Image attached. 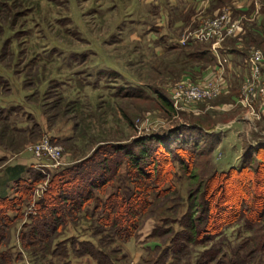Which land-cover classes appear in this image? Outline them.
Listing matches in <instances>:
<instances>
[{"label":"rangeland","instance_id":"rangeland-1","mask_svg":"<svg viewBox=\"0 0 264 264\" xmlns=\"http://www.w3.org/2000/svg\"><path fill=\"white\" fill-rule=\"evenodd\" d=\"M217 1V5L231 9L236 0ZM4 4L7 6L0 4V77L3 79L0 81V111L12 107L13 111L7 121L0 120V178L6 175L7 169L35 161L28 148L44 136L63 148L64 164L70 166L89 157L99 145L164 136L175 128L199 126L222 137L210 156L199 159L197 167L202 172L201 177L207 178L213 170L225 172L238 167L247 147L264 140L263 96L258 93L256 98L252 97L254 111L241 102L246 97L247 58L253 48L262 50L246 43L247 34L262 33L264 0L252 1L249 16H237L238 13L234 15L235 10L232 11V21L243 19V29L227 37L220 46V54L232 60L225 70L217 68L213 41L192 46L178 43L183 37L191 38L198 33L204 19L222 16L223 6L216 15L215 12L208 14L209 9H204L203 3L196 11L192 8L196 17L179 32L178 41L173 42L182 48L169 51L171 43L160 40L159 36L156 41L150 38L156 35L152 28L157 17L151 15L150 10H143L148 4L142 1L10 0L7 4L4 0ZM18 15L22 18L12 25ZM6 43L10 46L4 49ZM196 47L200 51L211 50L214 63L208 58L197 59L193 55ZM262 74L264 77V66ZM219 78L223 86L217 97L191 103L183 109L174 107L171 93L177 83L186 80L204 84ZM133 88L140 90L142 97L125 96ZM160 97L171 100L173 111L162 106ZM2 116L0 113V118ZM43 164L51 165L45 161ZM45 167L50 175L59 171ZM253 175H249L252 184L247 192L249 203L253 202L255 194L264 193V175ZM48 181L49 178L36 186L31 204L24 208L25 218L12 232L10 244L13 247L18 248L22 225L29 214L36 212V203L48 187ZM176 182L182 204L174 209L172 202L168 201L165 206L158 202L154 214L145 219L141 230L143 239L163 217L179 218L186 212L190 184L185 178ZM118 184L124 191L130 187L125 175ZM11 186L8 195L12 196ZM244 192L242 188L240 193ZM259 202L262 203V198ZM80 223L91 226L88 222ZM80 233L76 227L69 226L66 236ZM82 237L96 243L91 232ZM246 237L248 234L242 224L233 226L211 244L192 247L190 256L181 264H196L205 250L214 247L223 248L231 255ZM153 241L163 247V240ZM112 247L120 251L125 264H145L152 259V254L148 253L132 255L120 243ZM30 259L25 257V262L33 264ZM79 263L91 262L86 258L74 261V264ZM256 263H264L263 254Z\"/></svg>","mask_w":264,"mask_h":264},{"label":"trees","instance_id":"trees-1","mask_svg":"<svg viewBox=\"0 0 264 264\" xmlns=\"http://www.w3.org/2000/svg\"><path fill=\"white\" fill-rule=\"evenodd\" d=\"M5 1L8 4L10 0ZM0 4L7 6L4 0ZM21 18L18 15L12 25ZM247 35V44L264 51V25L261 34L251 31ZM9 46L6 43L4 49ZM194 50L197 59L208 58L214 63L211 50ZM141 93L133 88L125 96L142 97ZM160 98L162 106L173 111L171 100ZM12 111L13 107L2 108L0 120L7 121ZM221 138L199 126L179 127L164 136L99 145L89 157L52 175L34 166L7 169L14 175L13 195L0 196V264H27V256L33 264H74L83 258L90 264H125L120 251L111 246L141 239L145 219L154 214L158 202L163 206L172 202V208L178 209L182 199L176 181L182 178L190 184L186 212L179 218L163 217L154 226L147 239L163 240V247L151 251L152 259L145 264H181L192 247L207 246L240 224L248 237L236 252L228 255L223 248H210L196 264H257L264 255V193L255 194L253 204L247 192L252 188L249 175H264V140L247 147L238 167L225 172L213 170L209 178L201 177L199 159L210 156ZM122 175L130 183L127 191L118 184ZM48 178L36 212L22 225L18 248L13 247L12 232L24 220V208L31 204L36 186ZM239 188L246 192L240 193ZM80 221L93 227L82 226ZM69 226L80 230V235L66 236ZM87 232L96 243L82 237Z\"/></svg>","mask_w":264,"mask_h":264},{"label":"built area","instance_id":"built-area-1","mask_svg":"<svg viewBox=\"0 0 264 264\" xmlns=\"http://www.w3.org/2000/svg\"><path fill=\"white\" fill-rule=\"evenodd\" d=\"M222 16L215 19H204L198 33L192 37H183L179 44L193 45L198 42L213 41V52L218 58L217 68L226 69L231 62L230 57L220 54V46L227 37L234 36L243 29V19L232 21V9L224 7L221 10ZM197 31V30H196ZM243 32V31H242ZM248 73L244 78L246 87V97L242 103L252 111L255 109V99L252 97L260 93L264 98V77L262 67L264 66V53L260 49L253 48L247 58ZM223 80L221 78L205 82L204 84H193L190 81H181L172 88V101L176 109L195 102L213 99L222 92ZM48 136H44L39 142L29 146V151L36 161L34 166L40 171L51 166L56 170L65 166L63 161V148L54 145ZM51 165H45L43 162Z\"/></svg>","mask_w":264,"mask_h":264},{"label":"crops","instance_id":"crops-1","mask_svg":"<svg viewBox=\"0 0 264 264\" xmlns=\"http://www.w3.org/2000/svg\"><path fill=\"white\" fill-rule=\"evenodd\" d=\"M135 1H142L145 4H148L147 6L143 8V10H147V11L150 10L152 13L151 15H155V17H157L156 19L157 23L152 28V30L154 31V33H156V35H153L150 38L156 41L157 36H159L158 38L160 40L171 43V47L169 51L172 49L180 50L182 48L181 45L178 44L179 42L175 44H173V42L178 41L179 32H181L187 26L192 24L194 16L196 17L197 14L192 11V8H194V11H196V7L198 5H202L203 3L204 9L206 7H207V10L209 9L208 14H213L215 12L214 15H216L220 12L223 6V5H217V2H218L217 0H135ZM252 1L253 0H236L230 6V8L233 11L235 10L234 15H236L237 13H238L237 16L242 15V14L247 15L248 13H250V9H251L250 4L252 3ZM142 7H143V4H142ZM153 11H155V14ZM257 22L258 24L261 23L259 16H257L256 23ZM189 46H192V45H189ZM35 164H36V161L32 159L31 163L29 164L25 163L22 166L27 168L31 165L35 166ZM2 174H5V173L3 172ZM13 177H14L13 173L7 172L4 177L0 178V185H1L0 196L8 195L9 187L12 184ZM157 245H158L157 242L153 240H148L147 238L143 239L141 237V239L139 240L133 239L127 242L124 246L128 248V250L131 252L132 255L138 254L140 256H143V254H147V253L149 254L151 251H153L157 247ZM133 246H136L135 250L133 249Z\"/></svg>","mask_w":264,"mask_h":264}]
</instances>
